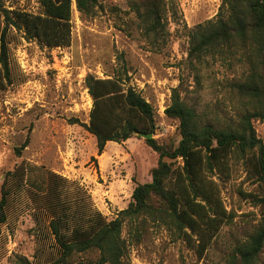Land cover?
I'll list each match as a JSON object with an SVG mask.
<instances>
[{"label": "rangeland", "instance_id": "374dc122", "mask_svg": "<svg viewBox=\"0 0 264 264\" xmlns=\"http://www.w3.org/2000/svg\"><path fill=\"white\" fill-rule=\"evenodd\" d=\"M134 1L98 0L91 15H82L74 5L72 43L66 48H48L13 31V80L0 89V200L5 175L18 167L25 175L2 228L0 264H18L20 257L40 264L55 255L51 218L36 209L30 194L32 183L46 187L48 172L64 179L60 189L65 210L59 217L65 238L74 232L93 233L100 216L115 219L128 208L136 186L152 180L159 156L143 138L109 142L98 154L97 139L84 127L94 105L86 85L89 75L115 79L145 98L155 110L152 138L167 148L181 139L179 121L165 115L174 89L203 123L216 128L237 124L249 109L232 88L248 74L240 54L208 57L202 64L189 59L190 33L217 18L222 0H169L167 34L156 42L143 34L131 9ZM4 5L10 11L42 13L38 0H4ZM254 127L264 142V119ZM27 139L19 156L16 150ZM252 163V156L233 157L228 171L206 173L228 219L203 257L196 244L148 223L139 239L124 228L125 264H227L264 215ZM256 264H264V249Z\"/></svg>", "mask_w": 264, "mask_h": 264}, {"label": "trees", "instance_id": "16d2710c", "mask_svg": "<svg viewBox=\"0 0 264 264\" xmlns=\"http://www.w3.org/2000/svg\"><path fill=\"white\" fill-rule=\"evenodd\" d=\"M42 13L10 11L0 0V89L13 80L10 43L13 31L27 40H37L48 48H66L72 43L73 8L91 15L98 0H38ZM169 0H136L131 4L145 37L156 42L167 34ZM189 59L196 64L205 60L240 54L248 66L243 82L232 85L234 92L249 107L237 124L216 128L203 123L199 114L174 89L165 115L179 121L180 141L174 148L160 145L156 139L145 140L158 154V165L151 171V182L134 189L127 209L113 220L100 216L93 233L74 232L65 238L60 232V214L65 207L61 197L63 180L48 172L45 186L32 183L30 192L36 209L48 215L55 255L40 264H125L127 254L123 230L139 239L148 223L164 226L178 238L196 244L201 257L208 250L221 226L228 219L220 193L212 188L206 173L228 171L233 157L252 156V170L262 189L259 203L264 206V142L258 137L254 122L264 119V0H222L216 19L191 32ZM94 101L86 130L97 139L102 155L109 142L124 143L136 134L156 132L155 110L139 93L115 79L86 78ZM28 139L16 152L21 156ZM18 167L5 175L0 200V238L8 222L10 201L25 175ZM264 249V215L255 232L237 245L227 264H256ZM93 256V258H92ZM18 264H36L25 257Z\"/></svg>", "mask_w": 264, "mask_h": 264}, {"label": "water", "instance_id": "95a60500", "mask_svg": "<svg viewBox=\"0 0 264 264\" xmlns=\"http://www.w3.org/2000/svg\"><path fill=\"white\" fill-rule=\"evenodd\" d=\"M136 136L143 138L144 140L151 139L153 137L152 134H136Z\"/></svg>", "mask_w": 264, "mask_h": 264}]
</instances>
